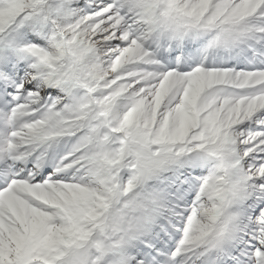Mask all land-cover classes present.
<instances>
[{
	"label": "snow or ice",
	"instance_id": "6c2138e0",
	"mask_svg": "<svg viewBox=\"0 0 264 264\" xmlns=\"http://www.w3.org/2000/svg\"><path fill=\"white\" fill-rule=\"evenodd\" d=\"M0 264H264V0H0Z\"/></svg>",
	"mask_w": 264,
	"mask_h": 264
}]
</instances>
